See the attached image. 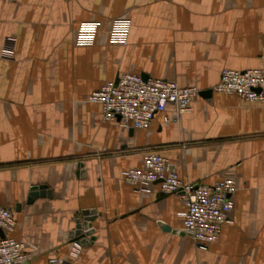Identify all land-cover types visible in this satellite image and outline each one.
Returning <instances> with one entry per match:
<instances>
[{"label": "crops", "instance_id": "1", "mask_svg": "<svg viewBox=\"0 0 264 264\" xmlns=\"http://www.w3.org/2000/svg\"><path fill=\"white\" fill-rule=\"evenodd\" d=\"M118 17L125 44L111 36ZM224 68L264 73V0H0V204L27 264H264V100L212 90ZM126 72L200 93L178 119L167 104L126 128L88 101ZM149 151L186 183L234 179L205 249L183 233L177 194L124 180ZM39 185L51 196L27 203Z\"/></svg>", "mask_w": 264, "mask_h": 264}, {"label": "built area", "instance_id": "2", "mask_svg": "<svg viewBox=\"0 0 264 264\" xmlns=\"http://www.w3.org/2000/svg\"><path fill=\"white\" fill-rule=\"evenodd\" d=\"M130 28V19H113L111 36L115 41L125 44ZM95 34V24L84 23L78 30L80 44H89ZM2 56H10L12 49L4 47ZM264 73L261 69L221 70L219 81L212 90L236 94L248 101L264 100ZM200 93L196 86H179L175 82L148 77L140 74L121 73L113 81L104 83L88 96V101L101 106L103 118L119 122L126 128L147 126L154 114L162 112L167 104L175 108V118L188 110L191 100ZM126 182L135 190H147L157 183L161 191L177 194L184 209L178 212L182 227L199 249H205L215 241L220 227L228 221L232 203L230 196L235 189L232 178H222L212 184L183 182L173 170L167 168L165 157L154 152H146L143 168H128L122 171ZM12 212L0 204V264H27L29 254L22 242L8 235L14 229ZM49 264H62L55 258Z\"/></svg>", "mask_w": 264, "mask_h": 264}, {"label": "water", "instance_id": "3", "mask_svg": "<svg viewBox=\"0 0 264 264\" xmlns=\"http://www.w3.org/2000/svg\"><path fill=\"white\" fill-rule=\"evenodd\" d=\"M210 92L209 90L207 91V93ZM118 118V117H117ZM178 194V193H177ZM51 196V191L49 189H47V187L45 185H39V186H32L29 193H28V198H27V203H31L33 201V199L37 198L38 196ZM85 215H88V212H84ZM75 234H79L81 229H82V224L80 222H78L75 226ZM184 233V230H183ZM0 234H2L1 230H0Z\"/></svg>", "mask_w": 264, "mask_h": 264}]
</instances>
